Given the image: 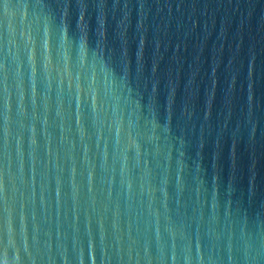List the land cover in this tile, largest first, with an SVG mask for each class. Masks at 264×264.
I'll return each instance as SVG.
<instances>
[{
    "label": "water",
    "instance_id": "1",
    "mask_svg": "<svg viewBox=\"0 0 264 264\" xmlns=\"http://www.w3.org/2000/svg\"><path fill=\"white\" fill-rule=\"evenodd\" d=\"M0 264H264V0H0Z\"/></svg>",
    "mask_w": 264,
    "mask_h": 264
}]
</instances>
